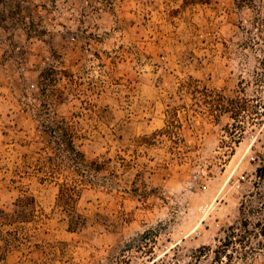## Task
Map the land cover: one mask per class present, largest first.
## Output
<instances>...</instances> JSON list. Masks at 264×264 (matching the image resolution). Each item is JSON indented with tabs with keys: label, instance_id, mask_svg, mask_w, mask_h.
I'll return each instance as SVG.
<instances>
[{
	"label": "rangeland",
	"instance_id": "rangeland-1",
	"mask_svg": "<svg viewBox=\"0 0 264 264\" xmlns=\"http://www.w3.org/2000/svg\"><path fill=\"white\" fill-rule=\"evenodd\" d=\"M21 13L0 29V207L35 212L6 227L27 240L1 264H264V0ZM53 118L100 164L75 218L59 193L77 176L47 164Z\"/></svg>",
	"mask_w": 264,
	"mask_h": 264
},
{
	"label": "trees",
	"instance_id": "trees-1",
	"mask_svg": "<svg viewBox=\"0 0 264 264\" xmlns=\"http://www.w3.org/2000/svg\"><path fill=\"white\" fill-rule=\"evenodd\" d=\"M254 0H240V5L253 4ZM26 0H0V29H8L10 26L27 27L28 23L23 16L22 5ZM54 71V70H53ZM46 131L51 137V143L54 147V155L47 158V164H50L52 174H61L64 170L69 171L71 175L77 176L72 183H63L59 193V202L70 213L72 218L77 217L74 210L76 195L79 191V183H83L87 179V172L97 170L99 165L97 162H89L85 154L81 152L75 144V132L73 125L64 118H53L47 123ZM97 165L96 168H93ZM264 173V167L259 169ZM35 200L32 197L20 199L17 206L19 211H9L8 208L0 207V264L4 261L6 251L24 244L26 237L19 235L16 231L6 229L14 223H28L29 217L34 216ZM73 223V222H72ZM76 224V222L74 221Z\"/></svg>",
	"mask_w": 264,
	"mask_h": 264
}]
</instances>
